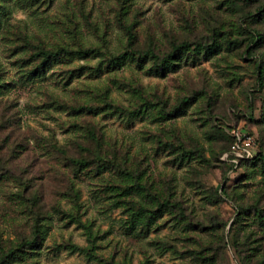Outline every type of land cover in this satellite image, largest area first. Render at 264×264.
<instances>
[{"label":"rangeland","instance_id":"1","mask_svg":"<svg viewBox=\"0 0 264 264\" xmlns=\"http://www.w3.org/2000/svg\"><path fill=\"white\" fill-rule=\"evenodd\" d=\"M263 5L0 0V261L264 264ZM233 129L262 162L228 168Z\"/></svg>","mask_w":264,"mask_h":264},{"label":"trees","instance_id":"2","mask_svg":"<svg viewBox=\"0 0 264 264\" xmlns=\"http://www.w3.org/2000/svg\"><path fill=\"white\" fill-rule=\"evenodd\" d=\"M259 13L264 16V5L261 6V8L259 9ZM251 18V17H250ZM127 31L128 28H126ZM252 38H254V40L252 39V43H255L256 41H259L260 35L259 34H255L252 33ZM129 40L133 39V36L131 34H128ZM188 45H180V46H176L173 48L172 54L167 55L166 57H163L162 59L159 60L158 57L152 55L150 52H146L143 53L140 56H138L137 58H135L132 54H128V53H123L121 55H119L116 59H111L109 61L108 65H116L118 63V61H122L124 58L126 57H130L131 59H134L137 62V65L140 66L142 62H144V60L149 57L150 59H152L155 63H154V71L156 73H161L164 74V72L168 69H173L175 67V65L173 64L174 61H176L177 59H179L183 52L188 50ZM210 49V47H208V50ZM195 51V50H194ZM90 52V50H82V51H71V50H67L64 48H57V49H38L34 54L31 55L32 59L30 60L29 63L32 62H37V64H35V66L31 69V74H36L39 72H42L44 68H47V66L52 63V62H56L62 58H73V57H78V58H85L87 56V54ZM246 54H249V51H247ZM260 70V68H258ZM73 72H79V70H75ZM115 111H118L116 108H114ZM90 110V109H88ZM140 112L139 111H135L132 112L131 115H138ZM228 139L230 141V146L233 143V140L231 139L230 136H228ZM229 146V149H230ZM228 149V151H229ZM263 161V159L258 156L255 155L252 159L250 160H246V161H242L240 162L239 166L243 165V164H248V163H254L256 161ZM76 164H81V162H76ZM228 168L230 170L234 169V166L232 164L228 165ZM159 208H161L163 206V203H159ZM38 237V231H35V235H34V240L33 241H28L25 245L26 246H33L36 239ZM20 247H22V245H20L17 248H11L10 250H8V252H6V254L3 256V259L0 261V264H4V262H6V260L9 262L13 259H15V257H17L19 255V251H20Z\"/></svg>","mask_w":264,"mask_h":264},{"label":"built area","instance_id":"3","mask_svg":"<svg viewBox=\"0 0 264 264\" xmlns=\"http://www.w3.org/2000/svg\"><path fill=\"white\" fill-rule=\"evenodd\" d=\"M229 136L233 140L229 151L224 154L223 159L237 168L242 161L250 160L254 157V153L250 151L255 148L256 142L254 138L238 129L229 132Z\"/></svg>","mask_w":264,"mask_h":264}]
</instances>
